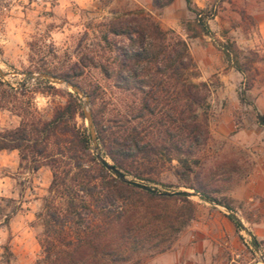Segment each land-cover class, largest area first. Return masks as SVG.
<instances>
[{
	"label": "rangeland",
	"instance_id": "obj_1",
	"mask_svg": "<svg viewBox=\"0 0 264 264\" xmlns=\"http://www.w3.org/2000/svg\"><path fill=\"white\" fill-rule=\"evenodd\" d=\"M182 2L184 5L178 7L173 0V8L167 9L169 5L155 7L154 0H147L144 8L130 0H0V131L16 129L24 118L51 120L66 106L71 93L78 96L82 115L77 113L69 120L66 130L88 131L90 135L83 109L86 98L71 88L36 77L49 74L70 81L85 94L105 156L98 130L110 150L114 141L141 123L135 118L141 108L140 92L119 89L110 78V72L119 70L121 50L128 45L127 38L113 34L111 28L148 14L161 29L173 30L176 38L186 41L191 57L192 43L203 46L202 59L208 69L211 57L219 60L218 69H235L224 51L229 49L245 73L239 72L242 77L236 92L226 93L220 91L217 74L200 79L201 71L192 57L196 69L186 77L201 89L203 100L195 108L206 129L204 142L191 154H180L173 151L169 137L153 132L145 138L151 145L146 154L118 157L125 167L120 171L160 193H195L188 188L193 186L209 193L216 203L230 205L225 194L231 188L224 182L238 174L248 160L241 147L264 143V127L254 117L257 95L252 93L264 87V0H192L209 34L203 33L196 15L187 10L185 0ZM242 92L245 102L240 100ZM247 131H252V144L239 137ZM90 147L94 156L91 137ZM105 158L113 164L110 157ZM51 182L48 166L34 170L31 160H22L17 150L0 151V264H35L40 258ZM188 199L196 208L194 220L203 208L220 210L199 198ZM55 204L63 206L59 199ZM241 220L249 229L246 220ZM238 230L252 245L247 234L240 227ZM159 254L142 253L139 264ZM260 256L257 264H263Z\"/></svg>",
	"mask_w": 264,
	"mask_h": 264
},
{
	"label": "trees",
	"instance_id": "obj_2",
	"mask_svg": "<svg viewBox=\"0 0 264 264\" xmlns=\"http://www.w3.org/2000/svg\"><path fill=\"white\" fill-rule=\"evenodd\" d=\"M172 1L154 0V5L163 8ZM185 3L203 33L209 34L207 25L201 23V12L193 8L191 0ZM111 32L125 36L128 45L121 50L119 70L110 72V78L119 89L140 92L141 108L135 118L141 123L114 141L110 150L98 130L105 156L124 170L118 157L146 154L151 145L145 138L156 131L169 137L173 151L191 154L204 142L206 129L195 108L203 100L201 89L186 77L196 69L188 44L176 38L173 30L161 29L148 14L114 26ZM224 51L232 67L245 73L237 57L233 60L231 51ZM246 99L242 92L240 100ZM81 109L78 96L69 93L68 103L51 120L24 118L16 129L0 131V151L17 150L22 160H31L34 170L48 166L52 172L45 230L40 238L42 254L35 264H139L142 253L166 252L194 220V204L166 192H145L110 174L92 155L88 131L66 130L69 120L77 113L82 115ZM254 117L264 127V113L255 110ZM188 188L203 199L217 201L200 188ZM58 199L63 206L55 204ZM229 219L239 229L231 216Z\"/></svg>",
	"mask_w": 264,
	"mask_h": 264
},
{
	"label": "crops",
	"instance_id": "obj_3",
	"mask_svg": "<svg viewBox=\"0 0 264 264\" xmlns=\"http://www.w3.org/2000/svg\"><path fill=\"white\" fill-rule=\"evenodd\" d=\"M78 1L82 3L84 0ZM175 1L178 7L184 5L182 0ZM196 2L201 3V0H195ZM130 3L144 8L147 0H130ZM173 5L171 3L167 9H172ZM208 50L212 51L211 48ZM190 51L201 71L200 79L206 80L217 74L221 84L220 91L236 92L242 77L238 71L233 68L218 69L219 60L212 57L208 69L202 59L204 48L198 43H192ZM254 91L256 92L252 93L257 95V111L264 113V87ZM225 103L230 105L228 100H225ZM254 127L259 126L254 124ZM251 133L252 131L242 132L239 137L247 139L248 142L245 143L252 144L253 139L249 136ZM262 145L241 147L240 150L248 153V160L244 167L238 169V174L226 180L224 184L231 188L225 196L232 210L241 219L246 220L248 230L264 251V143ZM256 261L254 246L244 239L229 216L222 210L203 208L197 219L179 234L170 250L148 260L146 264H257Z\"/></svg>",
	"mask_w": 264,
	"mask_h": 264
},
{
	"label": "water",
	"instance_id": "obj_4",
	"mask_svg": "<svg viewBox=\"0 0 264 264\" xmlns=\"http://www.w3.org/2000/svg\"><path fill=\"white\" fill-rule=\"evenodd\" d=\"M36 77H41L47 80L52 81L55 84L64 86L66 88H71L72 90H74L78 95L86 98V102L84 104V114H85V118L88 121V125H89V129H90V137H91V142L93 145V154L96 158V160L110 173L112 174L115 178H117L118 180H120L121 182L128 184L130 186H134L140 190H143L145 192H149V193H153V194H160V192H158V190L150 185H146L144 183L141 182H137L135 180L129 179L122 171H120L118 168H116L113 164H111L110 162H108L105 158V156L102 153V150L100 148V146L98 145L97 142V138H96V132H95V128L93 125V120H92V114H91V110L89 107V103L87 101V97L85 96V94L80 90L79 87L73 85L70 81H66V80H61L57 77H54L52 75L49 74H39ZM165 195H172V196H180V197H186V198H199L201 200H204L207 203H210L211 205H213L216 208H219L220 210L224 211L228 216H231L235 222L238 223L239 227L247 234V236L251 239L252 241V245L255 248V252L257 254V256H260V259L262 261V263L264 264V252H262V249L260 247V245L258 244V242L256 241V239L254 238V236L251 234V232L244 226V224H242V220L241 218L238 216V214L232 210L227 208L226 206L216 203L210 199H203L201 197L200 194L198 193H194V192H188V191H175V192H166Z\"/></svg>",
	"mask_w": 264,
	"mask_h": 264
},
{
	"label": "built area",
	"instance_id": "obj_5",
	"mask_svg": "<svg viewBox=\"0 0 264 264\" xmlns=\"http://www.w3.org/2000/svg\"><path fill=\"white\" fill-rule=\"evenodd\" d=\"M68 1H74V0H68Z\"/></svg>",
	"mask_w": 264,
	"mask_h": 264
}]
</instances>
